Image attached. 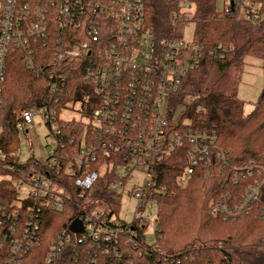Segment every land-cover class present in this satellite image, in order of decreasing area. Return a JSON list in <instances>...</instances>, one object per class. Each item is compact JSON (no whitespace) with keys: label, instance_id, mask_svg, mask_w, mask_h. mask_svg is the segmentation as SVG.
<instances>
[{"label":"built area","instance_id":"2783aa9c","mask_svg":"<svg viewBox=\"0 0 264 264\" xmlns=\"http://www.w3.org/2000/svg\"><path fill=\"white\" fill-rule=\"evenodd\" d=\"M169 1L173 32L158 39L146 23V0H0V109L14 57H20L35 77L50 80L55 106L66 88L68 61L82 62L95 102V108L85 114L87 121L77 123L81 130L74 127L73 135L66 130L76 125L59 119L66 104L59 111L42 105L14 114L18 140L27 139L29 128L34 127L33 116L38 115L48 128L49 143L42 160L22 161L19 155L0 149V171L19 179L13 180L16 197L0 200V248L8 263L16 264L42 243L45 209L61 212L69 207L73 211L70 225L79 222L81 232L68 228L69 233H56L46 248L45 264H150L145 255L156 251L158 227L155 219L141 213L149 202L157 204L152 191L155 160L186 146L187 164L179 177L182 187L199 168L208 178L213 160L227 163L223 151L210 154L216 136L207 129L180 126L168 143L163 142L171 124L165 101L171 102L183 77L199 67L204 52L214 60L224 59L228 52L220 44L207 50L194 39L178 40L177 29L192 21L196 4L194 0ZM216 17L260 25L264 0H224ZM117 155L126 160L117 163L108 189L120 196V204L124 194L135 199L131 223L117 214L120 204L99 205L88 193L113 169ZM136 171L143 175L140 182ZM231 173L234 183L239 176L253 180L242 193L222 194L211 201L210 214L235 221L257 211L264 221V169L248 163ZM23 183L31 191L19 199Z\"/></svg>","mask_w":264,"mask_h":264},{"label":"trees","instance_id":"16d2710c","mask_svg":"<svg viewBox=\"0 0 264 264\" xmlns=\"http://www.w3.org/2000/svg\"><path fill=\"white\" fill-rule=\"evenodd\" d=\"M194 2V41L207 50L220 44L228 52L222 60H214L204 52L199 67L183 77L169 111L170 118L177 112L180 122L172 125L171 119L163 142L168 143L182 126L181 121L187 119L190 127L207 129L216 136L210 154L223 151L227 163L213 160L208 178L204 179V172L199 168L190 183L182 187L179 177L187 164V147L175 148L155 160L152 191L158 207V236L156 251L149 250L145 260L150 264H264V221L259 219L257 211L235 221H223L210 214L211 201L222 194L242 193L253 180L239 176L234 183L231 169L248 163L264 169V85L249 114L244 112V102L237 96L247 57L261 61L264 75V22L253 26L229 18L217 20L215 0ZM145 7L146 23L156 38L170 37L173 32L168 17L170 1L146 0ZM68 65L62 101L55 106L54 96L49 93L50 80L32 75L20 57L11 60L2 99L6 108L5 129L0 137L2 151L8 152L18 141L14 127V112L18 109L51 105L59 111L63 105L69 102L74 105L78 101L84 114H90L95 108L92 87L84 80V65L77 61H68ZM70 124L76 126L68 127L67 133L73 135L74 127L81 130L80 124ZM125 160L123 155H117L113 169L100 177L88 192L99 205L118 207L120 204V196L110 193L108 183L115 175L117 163L123 164ZM254 175H258L257 171ZM13 179L0 180V200L16 197ZM72 214L69 207L61 212L45 209L42 243L16 264H45L44 256L51 238L61 231L69 233ZM0 264H10L2 256L1 248Z\"/></svg>","mask_w":264,"mask_h":264},{"label":"rangeland","instance_id":"374dc122","mask_svg":"<svg viewBox=\"0 0 264 264\" xmlns=\"http://www.w3.org/2000/svg\"><path fill=\"white\" fill-rule=\"evenodd\" d=\"M223 1L224 0H215V9L217 13H220L223 9ZM215 18L218 19L216 16ZM173 27V26H172ZM194 21H189L184 24H180L177 32L180 33L178 36V40L182 41H191L194 37ZM264 85V75L261 67V61L255 57H247L245 59V66L243 68V72L241 75V80L237 90V96L240 100L244 102V112L246 114L251 113L254 108V103L257 101L262 88ZM4 90V88H3ZM82 104L80 102L72 105L70 102L66 104V108H63L60 112L59 119L62 121L75 122V123H85L87 118H85V114L82 112ZM34 109V108H29ZM20 109L14 112L17 113ZM171 110V102L167 100L164 103V111L169 114ZM6 117V108L2 105L0 109V137L5 129L4 120ZM172 119V123L177 125L176 122L179 121L177 112L174 114ZM187 120V119H185ZM182 120V126H190L188 121ZM42 122L40 116H33L34 127L29 128V133L27 135V139L16 140V143L11 149L7 152L8 154L19 155L20 160L24 161L30 157H34L37 160H42L44 157V148H46V144L49 143V139L46 136L48 134V128L43 123L40 126L38 123ZM180 122V121H179ZM25 136V135H24ZM45 146V147H44ZM1 172V171H0ZM2 173V172H1ZM134 176L137 177V182H140L143 178V175L136 171ZM9 180L10 176L7 174H0V180ZM14 182L19 181V179H13ZM128 180L126 181V183ZM31 191L30 186L25 183L19 189L18 198L22 199L26 195H28ZM136 210V201L133 198L127 197L125 194L122 197L121 204L119 209L117 210V214L126 223H131L134 219V214ZM141 215L143 217L155 219V223L158 227V207L154 202H149L145 205L144 210ZM150 231L148 230L147 239L149 237Z\"/></svg>","mask_w":264,"mask_h":264},{"label":"water","instance_id":"95a60500","mask_svg":"<svg viewBox=\"0 0 264 264\" xmlns=\"http://www.w3.org/2000/svg\"><path fill=\"white\" fill-rule=\"evenodd\" d=\"M69 228L73 232H81L80 223L77 221H74Z\"/></svg>","mask_w":264,"mask_h":264}]
</instances>
